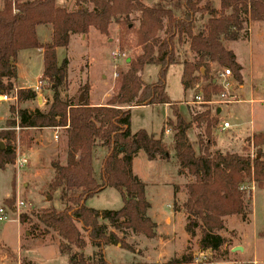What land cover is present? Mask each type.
I'll list each match as a JSON object with an SVG mask.
<instances>
[{"label":"trees","instance_id":"trees-1","mask_svg":"<svg viewBox=\"0 0 264 264\" xmlns=\"http://www.w3.org/2000/svg\"><path fill=\"white\" fill-rule=\"evenodd\" d=\"M58 1L4 0L0 9V96L14 91L17 56L27 49L43 51L39 82H47L52 91L46 111L9 108L10 115L15 117L6 123L7 130L0 132V140L6 141L0 146V170L15 165L16 154L11 144L16 138L15 128L21 131L60 128L66 136L65 163L51 164L54 178L47 186L49 193L58 194L60 209L32 213L36 223L31 230L39 231L41 237L54 233L58 251L66 257L67 264H108L104 259L106 246L139 253L126 243V238L141 235L154 239L157 225L147 215L150 204L145 197V184L133 173V161L143 152L148 161L168 162L172 149L177 175L188 180L184 187L186 200L178 206L174 199L173 211L183 212L184 231L191 239L198 230L201 252H219L226 244L219 234L225 229V218L235 216L246 222L251 214L246 184L264 190V160L260 150L264 146V133L246 140L258 149L254 157L212 151L216 118L211 117L208 109L197 112L191 108L187 122L165 92L166 74L171 66L181 65V85L190 90L201 78L209 79L210 65L216 63L232 71L234 79L241 83V67L223 42L248 39L250 21L264 22V0H220L219 10L211 0H153L149 7L143 0H72L74 9L67 6L70 0H63L61 5ZM136 14L139 20L135 28L130 18ZM205 17L206 23L197 28V21ZM112 23L123 27V36H133L131 46L139 48L140 53L131 59L127 71L117 74L113 95L106 104L92 106L88 86L81 90L84 93L81 103L63 101L60 90L68 85L69 62L64 58L58 63L56 50L67 49L73 35L87 37L91 28L107 36ZM41 25L51 26L50 43L38 41L36 28ZM181 47H186L190 60H180L177 53ZM146 66L158 67L157 81L152 84L142 82L140 74ZM200 91L206 103L221 90L209 80ZM15 95L18 102L37 98L32 89L16 90ZM159 105H167L172 111L173 120L165 124L172 134L171 146L165 144L162 135L156 138L144 130L131 132L132 107ZM199 107L207 106L199 104ZM193 125L199 129L197 150L187 136ZM26 136L23 134L22 138ZM98 149L106 154L96 177L93 159ZM106 188L120 194L119 210L85 207L89 198ZM178 192L179 188L174 187V195ZM13 198L14 190L10 199ZM10 199L4 203H10ZM32 217L21 214L19 222H30ZM260 237L264 239V216ZM87 242L97 250L92 257L84 254ZM192 261V255L186 253L169 263ZM20 264L34 263L22 259Z\"/></svg>","mask_w":264,"mask_h":264},{"label":"rangeland","instance_id":"rangeland-1","mask_svg":"<svg viewBox=\"0 0 264 264\" xmlns=\"http://www.w3.org/2000/svg\"><path fill=\"white\" fill-rule=\"evenodd\" d=\"M2 1L4 0H0V2ZM211 1L215 9L219 10L220 0ZM62 3L63 0L58 1L59 5ZM143 4L149 7L153 4V0H143ZM67 6L69 9H74L73 1L70 0ZM138 20V14L132 15L130 18L131 26L136 28ZM206 20V17L204 20L199 19L196 27L200 29L201 25L206 23ZM262 29L264 30V28ZM262 29L260 30L262 31ZM122 30V26L112 23L107 36L99 34L95 29L90 31L88 37L73 35L67 49L59 51L57 59L62 61V59L67 58L69 61L68 85L61 91L63 101L78 102L80 97L84 98V93L81 90L88 86V101L91 99L92 103H99L100 105L107 103L113 95L117 74L127 71V65L131 59L140 53L139 48H132L131 46L133 36H123ZM43 34L45 35L46 32L40 29L38 35L41 39H43ZM257 35V30H254V41L257 40ZM159 37H163L162 32L159 33ZM230 43L224 41L223 45L229 50ZM236 50L241 55V60H246L244 45H237ZM26 54L23 53L19 56L20 83L22 85L35 86L41 72L42 60H40L37 53ZM113 54H116V57ZM177 54L181 61L184 58H190L186 47L179 48ZM28 56H31L30 60ZM225 69L224 67L214 66L211 72L216 77L218 72H224ZM180 70V66H171L168 69L165 92L170 101L177 104L179 114L187 120L189 119L187 107L201 112L199 104L203 102L204 97L200 90L209 81L201 78L194 89L184 93L180 83ZM157 74L158 67L146 66L140 76L144 84H152L157 81ZM234 80L232 73V77L227 80L231 89L237 87ZM217 87L221 91L216 95H212L209 101L212 103L206 106L213 110L218 108V106H230L223 109L221 118L228 121L232 126V129L218 131L219 135L227 142V145L221 150L226 153L254 157L258 149L253 147L252 143H245L244 140L248 137H246L249 134L247 132L253 130V127L255 129H264V109L258 104L250 106L247 101L249 98L248 94L245 98L239 95V100L241 99L244 102L235 105L223 104L219 98V94L223 92L222 87L218 85ZM16 90L20 89H15L14 87V91L7 95L12 99ZM36 94V99L43 97L45 102L43 101L39 104L37 100L28 101L27 103L13 100L0 102V110H6L7 113L6 118L0 121V132L7 130L6 123L15 117H12L9 113L11 106L16 109L27 110L38 108L46 111L48 109L49 104L45 103L52 100V91L48 89L47 82L43 84L41 92ZM197 96L201 98L200 102L195 100ZM256 96L253 97L256 101L263 99L261 94ZM89 103L92 105L90 101ZM1 113L0 118H4V114ZM171 116V109L165 105L135 108L131 111V130L136 132L144 129L149 133H159L166 118ZM55 131L56 129L46 131L33 129L21 131L19 128L15 129L16 138L11 144L15 150L16 160L19 155L25 157L28 160V164L23 169H17L15 164L8 166L9 168L7 169L0 170V209H3L7 215L6 221H0V264H20L22 259L31 261L34 264H67L66 257L62 256L58 251V240L54 233L41 237L39 231L33 232L31 230L33 224L36 223V219L31 216L32 213L51 208L60 209L58 194L55 192L49 193L47 187L54 178L51 164L53 162L62 163L66 157L65 133L59 130V138L55 140L53 138ZM23 134L27 135L24 139L22 138ZM189 135L193 139V133L190 132ZM214 138L212 136L213 141ZM163 141L166 144L169 138L164 137ZM0 143L4 145L6 141L0 140ZM260 150L264 160V146ZM104 153L106 154L105 150L98 149L93 159V167L97 174L100 170ZM171 155L172 152L168 162L156 163L148 161L144 153L139 152L133 164V173L145 184V197L151 205L150 215L157 224V236L152 240H142L140 237L127 238L126 243L134 246L135 251L139 252L136 254L114 246H106L104 248L105 261L108 264H130L132 262L135 264H147L143 262L149 260L157 264H170V261L188 253L193 257V261L190 264H264V239L256 236L259 232V225L263 222L264 190L257 189L254 184L247 183V192H249L248 195L251 198L252 205L248 220L242 222L240 217L225 219V229L219 234L225 238L226 244L219 252L205 251L201 253L198 248L200 237L198 230L194 238L186 241L183 224L185 217L183 219L182 214H177L173 217L172 208H168V205H172V184L184 182L183 185H186L185 182L188 181L186 179L182 180V176L177 175ZM23 183L25 186H23ZM13 190L14 198L10 199V203H4V199L10 197ZM180 192L182 194L176 200L178 206L179 204L181 206L184 200L183 193H185V189ZM19 202H23L24 205L19 206ZM85 207L97 211H116L122 207V200L115 189L107 188V190H103L89 198L85 203ZM21 214H26L32 217L33 220L21 224L19 222ZM167 218H170V223L166 222ZM240 230H246L247 233L243 234ZM255 238H258V240L255 241ZM87 246L84 254L87 257H92L97 250L92 248L89 243ZM235 247H241L243 250L241 252H233L232 249ZM73 250L75 249L73 248Z\"/></svg>","mask_w":264,"mask_h":264},{"label":"crops","instance_id":"crops-1","mask_svg":"<svg viewBox=\"0 0 264 264\" xmlns=\"http://www.w3.org/2000/svg\"><path fill=\"white\" fill-rule=\"evenodd\" d=\"M2 6H3V1L2 2H0V9L2 8ZM262 28H264V22H250V24H249V27H248V29H249V36H248V39L247 40H245V41H235V42H231L230 43V45H229V50L230 51H232L233 52V54L235 55V58H236V62L240 65V67H241V71H240V76H241V83H238L236 80H234L235 81V83H236V85H237V87H234V89H231V87L228 85V83H227V88H223L222 87V85H221V83H222V80L219 78V76H220V74L222 73V72H218V75L216 76V77H214L213 76V73L211 72V70L213 69V67L214 66H219L218 64H216V63H213V64H211L210 65V69H209V79H203V80H205V81H209V80H212V83L213 84H216V85H218V86H220V87H222V90H223V92L222 93H225L226 94V98L225 99H234V101L232 102V103H227V104H233V105H235V104H238V103H241V102H244V101H242L241 99L239 100V95H242V96H244V98L245 97H247V94H248V96H249V98H248V104H250V106H254V105H259L260 107H262L263 109H264V105H263V102H264V87H263V85H262V80L264 79V30L262 29ZM40 29H43L45 32H46V34L44 35L43 34V39H41L40 37H39V35H38V33H39V30ZM260 29H262V31L260 30ZM91 30H93V28H91L90 29V31ZM254 30H257V36H258V38H257V40H255L254 41V39H253V31ZM90 31H89V33H90ZM36 34H37V37H38V41L41 43V44H47V43H50L51 42V38H52V28H51V26H49V25H41V26H38L37 28H36ZM88 37V36H87ZM71 38H72V36L70 37V40H71ZM70 40H69V42H70ZM261 41V42H260ZM239 44H241V45H244V47H245V50H246V56L245 57H247L246 58V60H241V55H239V53L237 52V50H236V47H237V45H239ZM259 44H260V46H259ZM60 50H64V49H62V48H58L57 50H56V56L58 55V53H59V51ZM23 53H27L26 55H31L32 53H37L38 54V56L40 57V60H42V68H41V72H40V75L38 76V81H37V83H36V85L35 86H27V85H25V84H21L20 83V81H21V75H20V70H19V56L20 55H22ZM28 59L30 60L31 59V56H28ZM57 61H58V63H60L61 62V60H58L57 59ZM69 62V61H68ZM16 66H17V78L13 81V84H14V87H15V89H32V90H34L36 93H38V92H41V90L40 89H38L39 88V84H38V82H39V80H40V78H41V75H42V71H43V51L41 50V49H27V50H22V51H20L19 53H18V56H17V62H16ZM68 66H69V64H68ZM177 66H180L181 67V70H180V80H181V75H182V70H183V68H182V66L181 65H177ZM220 67V66H219ZM201 73H203L204 71L203 70H201L200 71ZM67 79H68V69H67ZM233 79V78H232ZM181 83V82H180ZM206 85V84H205ZM182 86V85H181ZM233 87V86H232ZM183 88V87H182ZM184 90V89H183ZM187 91H189V90H184V93H186ZM221 93V94H222ZM62 94V92H61V90H60V96H62L61 95ZM221 94H219V98H220V95ZM262 95L263 96V99H260V101H256L255 99H253V97L254 96H256V95ZM218 97V96H217ZM257 97V96H256ZM61 99H62V97H61ZM37 100V103L39 104V103H42L43 101L45 102V99H43V97L41 98V97H39L38 99H36ZM220 100H221V98H220ZM89 101L92 103V101H91V99H89ZM246 101V100H245ZM246 101V102H247ZM0 102H4V101H2L1 99H0ZM28 101H26V102H24V103H27ZM50 103H51V101H49V102H46L45 104H49L50 105ZM212 102H201L200 104H205V105H210ZM104 105V104H103ZM92 106H100V104L99 103H97V104H94V103H92ZM165 106H167V105H165ZM49 107V106H48ZM139 107H143V106H139ZM139 107H132L131 108V111L133 110V109H135V108H139ZM168 108H169V106H167ZM225 107H230V106H224V107H220V106H218V108H215L214 110L213 109H209L208 107H205V108H203V107H199V109H201L200 111L202 112V111H204V110H206V109H208V110H210V115H211V117H213L212 115H214V117L216 118V120H217V125H216V127L213 129V134H212V136L213 137H215L214 138V145H213V147L211 148L212 149V151H220V152H222V153H226V152H224L223 150H221L223 147H225L226 145H227V142H226V140H224L223 138H222V136L221 135H219V133H218V131L220 130V131H225V130H228V129H232V126L228 123V121H226V120H222V118H221V114H222V111H223V109L225 108ZM3 109H5V108H3ZM38 109V108H37ZM28 110H32V109H28ZM34 110V109H33ZM187 110H188V114H189V111L191 110L192 111V109L191 108H189V107H187ZM3 113L4 114V118H0V121H2L3 119H5L6 118V115H7V113H6V110H0V113ZM1 113V114H2ZM171 115H172V111H171ZM189 119H190V116H189ZM189 119H187L186 121L188 122L189 121ZM168 120H173V116H171V117H167L166 118V120L164 121V123H163V127H162V129L159 131V133H149V132H147L148 134H153L156 138H158L159 136H161L162 135V137L164 138V137H168L169 138V141L166 143L168 146H171V144H172V134H170L171 132L168 130V128L166 127V122L168 121ZM221 120V121H220ZM224 123H228L229 124V127L227 128V129H222V127H223V124ZM163 129H164V133L162 132L163 131ZM42 130H44V131H46V130H50V129H42ZM59 130H62V129H58V130H56L55 132H57V138H54V135H53V138L55 139V140H57L58 138H59V133H58V131ZM140 130H144V129H140ZM63 132H64V130H62ZM139 131V130H138ZM145 131V130H144ZM236 131V130H235ZM131 132L132 133H136V132H133L132 130H131ZM190 132H192L193 133V136H192V138L193 139H191L190 138V135H189V133ZM246 133V132H245ZM247 133H249V134H247L246 135V139L244 140L245 141V143H246V140L247 139H252V137L254 136V135H259V134H263L264 133V129H255V127H253V130H250L249 132H247ZM199 134V129H197L194 125L191 127V129H189L188 130V132H187V136H188V139H189V141L193 144V147L197 150V135ZM171 135V136H170ZM219 135V136H218ZM65 147H66V145H65ZM172 152V155H171V158H172V160H173V162H174V164H175V167H176V171H177V166H176V162H175V159H174V153H173V151H172V149H170V153ZM96 156V155H95ZM105 156V153L103 154V156H102V159H103V157ZM137 157V156H136ZM136 157L134 158V160L136 159ZM102 159H101V161H102ZM170 159V158H169ZM64 160V162H62L61 164H64L65 163V159H63ZM153 162H156V163H160V162H162V161H153ZM165 162V161H164ZM133 164H134V161H133ZM7 168H9L8 166L5 168V169H7ZM100 168H101V164H100ZM93 170H94V167H93ZM94 173H95V175H98L99 176V173H100V170H99V172H98V174L95 172V170H94ZM23 178V177H22ZM184 179H186L185 177H183L182 176V180H184ZM20 180V179H19ZM187 180V179H186ZM186 184H187V182H185ZM184 184V182H180L179 184H172V205H168V208H172V216L174 217L175 215H179V214H182V216H183V219H184V214H183V212L182 211H179V212H174L173 211V201H174V199H176L177 200V197L180 195V194H182L180 191L182 190V189H184V186L185 185H183ZM23 186H25V184L23 183ZM174 187H177V188H179V192L178 193H176V195H174ZM105 190H107V188L105 189ZM104 190V191H105ZM263 195V194H262ZM10 197H11V195H10ZM10 197H6L5 199H4V202L6 201V200H8V199H10ZM183 202H182V204L185 202V200H186V195H185V193H183ZM86 203V202H85ZM181 204V205H182ZM179 206H180V204H179ZM150 208H151V205H150ZM147 215H148V217L153 221L154 219H153V217L150 215V209L148 210V212H147ZM232 217H235V216H232ZM232 217H227V218H225V219H230V218H232ZM154 222V221H153ZM166 222L167 223H170L171 222V220H170V218H167V220H166ZM155 223V222H154ZM156 224V223H155ZM184 224V226H185V222L183 223ZM157 225V224H156ZM261 225H262V227H261ZM261 225H259V232H258V234L256 235L258 238H261L260 237V234L259 233H261L262 231H263V222H262V224ZM243 226V225H242ZM245 228V227H244ZM241 232H243V234H245V233H247V231L246 230H240ZM184 233H185V231H184ZM186 234V233H185ZM156 236H157V228H156ZM138 237H140V239H144V240H147L145 237H143V236H130V237H128V238H138ZM142 237V238H141ZM258 238L256 239L255 238V241H257L258 240ZM127 239V238H126ZM185 239H186V241L188 240V239H190V237L186 234V236H185ZM263 239V238H262ZM148 240H152V239H148ZM186 243V242H185ZM87 246V245H86ZM88 247V246H87ZM115 248H119L118 246H114ZM85 249H87V248H85ZM201 253H204V252H201ZM135 257V256H134ZM133 263V262H132ZM143 263H147V264H157V263H153V262H150L149 260L147 261V262H143ZM165 263V262H164ZM163 264V263H162Z\"/></svg>","mask_w":264,"mask_h":264},{"label":"built area","instance_id":"built-area-1","mask_svg":"<svg viewBox=\"0 0 264 264\" xmlns=\"http://www.w3.org/2000/svg\"><path fill=\"white\" fill-rule=\"evenodd\" d=\"M114 57H116V54H113ZM119 56V55H118ZM232 77V73L230 72V70L228 69H225L224 72H222L219 76V78L222 80V87L225 89L227 88V80L229 78ZM39 84V88L38 89H42V86H43V83L41 82H38ZM262 85L264 87V79L262 80ZM220 102L223 103V104H226V103H232L234 101V99H225L226 98V94L225 93H222L220 95ZM0 99L4 102H8V101H16V95L13 96V98L11 99L8 95H3V96H0ZM195 100L197 102H200L201 101V98L199 96L195 97ZM263 105H264V102H263ZM229 127V124L228 123H224L223 124V127L222 129H227ZM15 129H18V128H15ZM59 128H56V130H58ZM54 138H57V132L54 133ZM15 164H16V167L17 169H23L24 167H26V165L28 164V160L25 158V157H22V156H17V160L15 161ZM24 203L23 202H19V206H23ZM7 220V215H6V212L3 210V209H0V221H6Z\"/></svg>","mask_w":264,"mask_h":264},{"label":"water","instance_id":"water-1","mask_svg":"<svg viewBox=\"0 0 264 264\" xmlns=\"http://www.w3.org/2000/svg\"><path fill=\"white\" fill-rule=\"evenodd\" d=\"M82 101H83V98L80 97L79 98V102L81 103ZM0 146L3 147V145L1 143H0ZM48 200H49V197H48ZM242 250L243 249L241 247H235V248L232 249L233 252H235V251H240L241 252Z\"/></svg>","mask_w":264,"mask_h":264}]
</instances>
